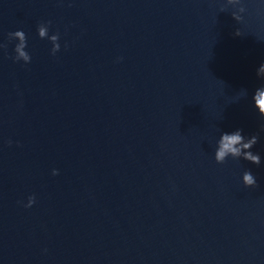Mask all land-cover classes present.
<instances>
[{
  "label": "water",
  "instance_id": "obj_1",
  "mask_svg": "<svg viewBox=\"0 0 264 264\" xmlns=\"http://www.w3.org/2000/svg\"><path fill=\"white\" fill-rule=\"evenodd\" d=\"M244 3L237 24L223 0H0V264H264V0ZM236 129L260 165L214 161Z\"/></svg>",
  "mask_w": 264,
  "mask_h": 264
},
{
  "label": "clouds",
  "instance_id": "obj_2",
  "mask_svg": "<svg viewBox=\"0 0 264 264\" xmlns=\"http://www.w3.org/2000/svg\"><path fill=\"white\" fill-rule=\"evenodd\" d=\"M231 8V17L237 23L240 24L244 21V14L246 12V7L244 0H223V4L220 8L221 12H224ZM51 21H42L37 25V35L41 39H47L52 47L50 50L51 55H55L60 50L59 44V33H53L49 35V26ZM235 36H242L243 33L240 28H237L233 33ZM9 40H16L17 43L14 46V56L12 60L14 62L23 61L25 64L31 61L30 54L25 50L27 47V37L24 31L16 30L14 32H9ZM67 47V45H65ZM0 48H6V45L0 44ZM256 75L264 81V63L256 69ZM247 90L241 89L240 95L247 96ZM253 107L257 110L259 116L264 120V83L257 87L252 95ZM260 132H264V122L260 125ZM259 135L253 134L251 136L242 135L241 129H236L231 133L222 132L216 141V147L214 151V161L217 164H223L225 161L231 157L232 159H244L249 161L254 165L261 164V157L259 153H254L252 151L253 146L258 142ZM11 144L9 140L7 142ZM58 174V170L53 169L52 175ZM241 182L246 188H256L258 187L256 177L252 174L250 169L243 171L241 175ZM18 203H22L19 202ZM35 203V196L30 195L27 198V203L22 206L25 208L31 207Z\"/></svg>",
  "mask_w": 264,
  "mask_h": 264
}]
</instances>
